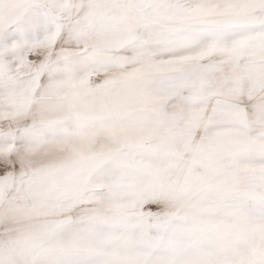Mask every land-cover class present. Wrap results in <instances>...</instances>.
<instances>
[{"label": "snow or ice", "instance_id": "snow-or-ice-1", "mask_svg": "<svg viewBox=\"0 0 264 264\" xmlns=\"http://www.w3.org/2000/svg\"><path fill=\"white\" fill-rule=\"evenodd\" d=\"M0 264H264V0H0Z\"/></svg>", "mask_w": 264, "mask_h": 264}]
</instances>
